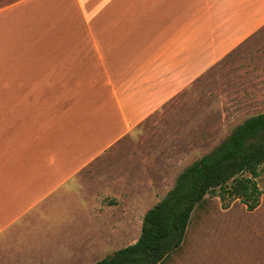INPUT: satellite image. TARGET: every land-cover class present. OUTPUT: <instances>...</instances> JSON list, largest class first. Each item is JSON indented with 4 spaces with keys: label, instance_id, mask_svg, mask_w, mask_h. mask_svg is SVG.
Here are the masks:
<instances>
[{
    "label": "crops",
    "instance_id": "0c3cea01",
    "mask_svg": "<svg viewBox=\"0 0 264 264\" xmlns=\"http://www.w3.org/2000/svg\"><path fill=\"white\" fill-rule=\"evenodd\" d=\"M263 28L264 0H0V264H96L135 244L195 162L144 148L155 114ZM234 208L206 196L159 264H200L181 258L191 227Z\"/></svg>",
    "mask_w": 264,
    "mask_h": 264
},
{
    "label": "rangeland",
    "instance_id": "374dc122",
    "mask_svg": "<svg viewBox=\"0 0 264 264\" xmlns=\"http://www.w3.org/2000/svg\"><path fill=\"white\" fill-rule=\"evenodd\" d=\"M3 37V30H0ZM264 112V28L211 70L178 102L155 114L153 130L144 138L149 151L177 149L192 163L211 152L247 118ZM178 118L180 123H169ZM262 197L259 213L239 217V200L230 216L192 233L181 257L208 261L240 262L264 259V173L257 179ZM214 198V197H210ZM238 206V207H237ZM240 207V208H239ZM256 211V209L254 210ZM192 262V261H191Z\"/></svg>",
    "mask_w": 264,
    "mask_h": 264
},
{
    "label": "trees",
    "instance_id": "16d2710c",
    "mask_svg": "<svg viewBox=\"0 0 264 264\" xmlns=\"http://www.w3.org/2000/svg\"><path fill=\"white\" fill-rule=\"evenodd\" d=\"M264 173V112L236 126L211 152L185 168L166 197L143 220L139 240L96 264H159L183 243L191 215L208 197L222 209L239 200L248 211L260 205L257 179Z\"/></svg>",
    "mask_w": 264,
    "mask_h": 264
}]
</instances>
